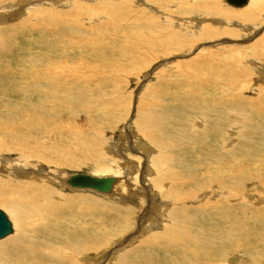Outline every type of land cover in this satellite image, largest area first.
<instances>
[{"label":"rangeland","instance_id":"rangeland-1","mask_svg":"<svg viewBox=\"0 0 264 264\" xmlns=\"http://www.w3.org/2000/svg\"><path fill=\"white\" fill-rule=\"evenodd\" d=\"M14 1L15 3H21L18 0ZM56 1H61V3L54 6H56L55 8L57 9V11L64 12L62 15L65 17V19H76V16H73L75 15L74 12H72L73 8L70 7L72 3L65 0H55V2ZM92 1L93 0H91L90 3L87 2L89 3L88 5L84 0H79L76 2H79L80 5H83L82 3H85L83 6L86 5L92 8H95V6L97 7V4L100 2L105 4L106 2L110 1H112L110 3L115 4L114 8L119 6V1L117 0H100L97 3H92ZM124 1L125 6L115 10H113V5H110L113 8H111L113 10L112 12L119 11L117 18L121 21V15L127 13L128 16L126 17V19L132 20L136 16V14L138 17H140L139 11L145 9V12L147 13H145L144 11L143 12L149 16L162 15L161 10L157 13L155 11L150 12L148 8H145V6L139 5L140 3L138 0H127V2L126 0ZM211 2L214 6L213 9H215V7H220L219 9L224 8V10H238V12L241 13L240 9L233 8L234 6L228 5L225 0H211ZM28 3H31L32 7L38 6V8H40L41 6V10L42 7L45 6V3L48 4L49 2L45 1L43 3L44 5H37L36 3L32 2ZM145 3L148 5L150 4L149 6L151 7L154 6L153 8H156L155 10L159 11L160 9L158 5H154L149 0H146ZM62 4H65L64 7H60ZM92 4H95L94 7ZM104 4H101L102 6L98 7L97 10H108L109 8H107L106 6L104 7ZM246 4L243 5V7L246 6ZM241 10L244 11L243 8H241ZM28 13L29 12L24 9V11L22 10L15 16H12L9 21L7 20L5 21V23H0V25L2 24L0 27V31H2V28L4 27L13 28L14 25L12 24L17 23L20 20H26L29 23L30 21H33L35 22L34 24H36L37 21L31 20V13ZM65 13L67 15H65ZM102 14L103 16H105L104 13L101 12V15ZM92 18H94L95 20L96 15ZM175 18L180 19V21L183 22L189 21L188 19L190 17ZM214 18L217 21H221L223 23L222 26L214 25L210 22L208 23L212 26V28L214 27L216 29L217 27V29H219V33L217 32L216 38L205 41H196L197 43L195 42L196 44L191 46V42L189 41H193L194 38L193 40H190L188 39V37H184L182 35V41L179 42L180 44L182 43L181 45L183 46L180 47L181 51L179 50V52L177 53H169V50H167L168 58L167 56H165L167 62L162 64L158 68L155 67L157 66V63H159V58L157 60H154L156 59V55L154 54L153 56V52H151L149 46L145 45L144 48V44H141V42L137 40V43H139V45L137 48H134L135 52H133L132 55L127 54L125 60L119 59V61L117 60V58H115L116 52L115 49L112 48V45H108L103 41L99 42L100 44H97L96 42L93 43V41H95L96 38L101 34H103V37L107 36L108 38H112L114 36L118 40L121 39V36L114 35V31H111V28H108L107 26L106 28L97 26V21H92L91 23H89L86 22L88 20H79V23L77 22V26L75 28L79 27L77 29V31H79V42L76 44L79 46V48H81V50L79 49V51H77L78 46L75 44L77 48L76 51L72 54H75L79 57L78 58L76 56L77 60L75 59V61L81 62L83 61L82 59L87 58L84 60V62L88 65V67H86V64V66H82L79 64L77 65V67H75L74 73L76 74V77L77 75L83 77L79 80L82 82L80 84L86 87V92L85 95H83L84 97L82 99L79 98L78 95H67L66 97H68L67 99L73 98L81 100L83 103H86L88 105L90 103L93 106H104L107 107V110L105 109L103 112L102 110L97 109L96 111H93L91 113L85 111H79V114L77 113V116H79L77 117V121L80 120L81 123L80 121H76L75 123H72L70 125H72L74 127V130L78 133H83V131H87L89 133H87V135L91 137V145L94 147L96 153L89 154L90 150H87L84 155L77 154L75 155V157H73L72 160L70 159L71 164H67L63 167H60L59 169L67 174L65 176L66 179L71 174L86 173L90 175L91 173H95L99 175H112L115 171L120 172V174L117 176L119 178L117 179L116 177V180L120 179V182H124V184H127L130 187L129 189H131V192L127 194L126 198L122 199L119 198L117 194H114L115 191H113V189L111 194L103 196L93 193L92 191H69V189L60 191L64 196L72 198V203L68 206V208H71L78 215V218L74 221L65 220L63 218L58 219L60 226H67L69 231L77 232L80 231L82 226L84 227L85 224L89 221L86 225L90 231L91 236L92 251L89 253H94V255L92 256L94 260L91 259L93 262L91 261L89 263L118 264L121 260H123L122 264H135L133 256L137 251L139 264H173V261H176L174 256L178 255L177 253H179V250L175 249L164 252L161 248L162 241L160 243L159 241H154L153 243L152 237H154L155 235L165 234L166 237L164 238V240L174 238L177 243H181V241L178 240L177 237L179 236L181 239L182 236L184 237L185 233L190 229L191 232L195 234L199 233V231H202L201 239L204 240L205 238L213 240L215 242V245H213V247H217V237L214 235H217V233L219 232H225L229 229L233 230L237 227L239 232H247L246 234L250 233L248 235L244 234L245 240L246 237L249 239L254 238L255 242H257L261 237L262 233H259L261 232L260 230L252 231L250 229L249 231V227L247 226L249 218L254 215V207L248 205L247 210L241 212L242 206H237V200H234L232 198L233 202L230 204H232L231 207L235 208L236 211L226 213L224 209L225 207H227L226 201L228 200V195L224 197L223 192L225 191L220 190L218 185V190L221 193L217 192V187L213 186L214 188H216V191L214 188H211L215 191L214 195L212 194L211 196H206L204 198V201L202 202H198L200 199L195 198L197 194L203 193L204 190L207 191L210 188L209 184H207L208 188L204 187L203 189V184L206 181L203 180L202 177H200V175L203 173L202 167L209 168V172L214 171L217 167L218 176L223 177L226 175V173L229 172V167H224L223 164L217 165V163L219 159H226L225 156H227V152L222 149L224 141L228 139L230 146L232 145V138L230 137H233V127L231 126L235 123L236 125H239V122L240 124H244L249 121L250 118L248 117V114L250 112L251 105H248V102H252L254 106L256 102H259L258 104L261 106L264 105V40L262 41L263 45L260 44L250 50H245L244 48H242L245 45H249V43L241 44L242 47L237 44V42L242 43L253 41L254 37L251 34H256L259 31L261 32V29L259 27H254L253 29L246 30L244 28L246 24H248V22L238 20L237 18L228 19V21L225 17L222 16H217ZM261 18L264 19V11ZM171 20L173 21V23L176 22L174 18H171L170 22H172ZM92 26L97 28L92 29ZM173 26V28L177 27L175 25ZM57 28L58 26L53 30ZM20 29L23 31H20L17 35L16 32H13V34H15L16 36L11 35L12 40L9 39L8 45L7 43L4 42V44L0 41V47L7 48L5 53L3 52L4 55L0 58V61L2 64L9 65L11 67L13 66V68L20 63L27 64L30 61L31 68L33 66L43 65L45 63V60L46 62L48 61V58H45L44 55L48 52H50L51 54H54L53 52H58L60 54L64 53L67 57V48L69 47V45L64 43L65 39L63 40V37L68 33L75 34V31H70L68 30V28L62 27L60 32L56 30V37L54 36L48 38L46 36L44 37L42 33L38 32L36 28H34L35 30H30L28 28ZM194 30L195 28H193V31ZM223 31L231 33L232 31H237L235 32L237 33V37L227 35L228 33H223ZM6 32L8 31L3 32V34ZM0 34H2V32H0ZM70 40L75 43L77 39ZM88 40L91 41L89 42ZM96 41H99V39H97ZM235 41L237 42L234 43ZM86 42L88 44H86ZM46 43H49V45ZM226 44H228V47ZM45 45H47L46 47L49 46V49L46 48ZM53 45L56 47H54ZM82 45L85 46V49H82ZM92 46L96 48L98 47L99 51L97 50L96 52H93L92 48L94 47ZM184 46H187L186 50ZM104 47L106 48L103 49ZM58 48H60L61 50ZM204 48L207 50L206 52H212L215 54L205 57L206 59H210V61L208 62L209 64H211L210 67L209 65L204 64H201L198 67V65L196 66L194 62L189 63L192 62V59L194 58L195 60H197L196 58L201 56L200 51L204 50ZM237 48H239L238 51H241L243 55H241L237 51V54L230 56L231 53L229 51H226L228 49ZM62 49H65L64 52ZM80 52H85V55H83L84 57L79 56ZM86 52H88L89 58L87 57L88 54L86 55ZM102 52H106L107 55L103 54ZM156 52L161 55V52H165V50L159 49ZM203 52L206 53L205 51ZM204 53H202V55ZM246 53H248L249 55ZM37 55H40V57L38 58ZM105 55L107 57H103ZM131 56H133V58L129 60ZM80 58L81 60H78ZM100 58H103L102 61ZM10 59H12L13 61ZM88 59L93 60L87 62ZM94 59H96L95 62ZM200 59L201 58H199L198 60ZM113 60L116 63H113ZM168 61L171 62V66L168 65ZM187 64L190 66H188ZM74 65L62 64L57 69L58 75L64 76L68 74L69 71L73 69ZM209 68L210 70H208ZM30 69L25 68V76L28 75ZM141 71H143L144 74H141ZM235 71H238L241 74L234 73ZM217 74H219V76ZM245 74L246 76L243 77ZM97 77H101V79ZM13 79L15 78L13 77ZM224 79L226 82L224 81ZM259 81L261 82V84H258ZM99 82L103 83V87L98 91L99 93L89 91L90 85L93 84L95 86ZM235 85L236 87L234 88ZM257 85H260L261 87ZM16 86L17 85L6 90V92H4L5 95L4 93L0 94V109L11 111L12 116H16V113L18 112L24 115L29 108L28 105L32 98V96L29 94V91H27L28 94H25V92L20 93L21 91L19 87ZM201 86L202 88H200ZM11 91H13V94ZM257 103L256 106H259L257 105ZM242 111L245 113H243ZM106 112H108L107 116H105ZM146 115L147 117L155 115V117L158 118L161 127L157 119V122H155L154 120L147 119ZM143 117H145V119H143ZM140 119L143 120L140 121ZM133 122H135V125L137 124L136 126H138V124L141 122L146 125H150L151 127H146L145 132H150L149 135H151L152 138L146 136L140 139L142 142L147 144L146 149L144 148V150H141V147L139 148L136 144L137 140H134L137 139L136 137L139 134L134 131L135 129ZM263 122L264 121H259L261 127L264 129ZM75 125H77L76 128ZM85 125H87L88 127H86ZM89 125H91V127ZM157 125H159L158 129L160 130L158 132L153 130V127ZM218 127L221 128L219 129ZM62 129L64 132L73 130V128L70 126L63 127ZM203 131L206 132L205 136H203ZM64 138L66 139V135ZM198 139L199 143L197 142ZM63 142L66 143L64 139ZM260 142L261 136H259L258 133L251 135V138H247L245 144H243L242 147L236 146L234 154L237 156H244L247 154L253 156L259 155L264 151V146L261 145ZM252 143L257 144L255 149L251 148ZM108 145H110L111 147L109 146L110 148L107 152L105 150V147ZM248 149L250 150L248 151ZM145 150H147V155L142 152ZM98 154L101 155V157L103 156L102 158H104V161L98 162L100 165L97 164V160L99 158ZM122 155L125 157L126 155L127 157H139L140 164H138V159L134 158V160L131 162L134 163V168H127L129 170L127 171L129 173L125 172L123 174L122 170H124V165L122 164H124V159L122 158ZM6 156L12 159H16L17 154L11 152ZM80 156H82V158ZM145 156L146 158L148 157L147 160ZM141 157H143V159H145L146 161L144 162ZM215 159H217V162H214ZM146 162L147 165L149 164L151 174L144 177L147 173L146 172L144 174L147 166ZM52 169L45 170L47 172L53 173L51 172ZM10 177L14 178V176L11 175ZM198 179V184L193 187V185L197 183ZM187 180H190L192 184L187 185ZM168 183H170V185ZM164 184L168 185L165 186L164 189H162L161 187ZM226 185L228 186L227 183ZM143 186L148 189V192L150 191L149 193L155 194L156 198H153V202L151 204H149V202L146 203V200H149L148 192H145L142 189ZM200 188L202 189L198 191V189ZM134 189L135 192H133ZM160 191L163 192L161 193ZM171 191L177 192L178 198L184 199L182 201V206H179L175 199H172L173 195L168 194ZM140 192L143 193L139 194ZM206 194L209 195L210 192L207 191ZM144 195H146L145 203H143L142 201V199L145 198ZM192 200L196 201L193 202ZM217 202H219L218 205ZM202 204L205 206L217 205L218 207H222L223 209H220L222 210L223 217H219V211L215 212L216 210L213 211L214 213L201 211L200 206ZM256 206L260 207L258 210L262 209L263 207L260 205ZM180 207H186L187 209L186 211H180L178 210V208ZM145 209L147 211L146 216L143 215ZM0 210H2L6 214L13 230L12 233L9 234L6 238L0 240V245L4 246L5 244H7V242H9V240L15 237V235L17 234L15 232H18L20 227H15V225H13L14 222H11V218H9L10 215L7 211L8 209L5 210L2 203H0ZM170 218L177 220V228L174 229V227H172ZM26 223L29 226L28 220L26 221ZM184 225L186 226L184 227ZM241 235L243 236V234ZM171 236L175 237L170 238ZM224 236L225 235L223 234V237ZM78 238L79 240H81L80 237ZM199 238L200 236H198V240ZM65 242L69 243V240H64V243ZM223 243L228 245L226 241H223ZM218 244L219 247L221 245V242ZM207 248L208 246L205 245L203 250ZM247 248H249L248 245L246 249ZM249 250L250 249H247L246 253H250L251 251L249 252ZM131 251H133V253H130ZM238 252L237 254H235L233 264H246V262L248 263L249 258L246 256L244 258V254L240 251ZM233 253L234 252H231V254ZM231 254L229 253L228 256H230ZM95 257L97 260L95 259ZM143 257L148 258L147 263L143 259ZM262 259L264 258H261V260ZM225 261H223L222 263H224ZM259 262L260 264L262 263V261Z\"/></svg>","mask_w":264,"mask_h":264},{"label":"bare ground","instance_id":"bare-ground-1","mask_svg":"<svg viewBox=\"0 0 264 264\" xmlns=\"http://www.w3.org/2000/svg\"><path fill=\"white\" fill-rule=\"evenodd\" d=\"M18 1H20L21 3H15L14 0H0V23H5V21L7 20L9 21L12 18V16H15L16 14H18V12L22 10L24 11V9L27 10V12H29L28 14L31 13L32 18L30 19L36 20L37 23L34 24L35 22L33 21H30L29 23L26 20H20L19 22L12 24L14 25L13 28H8V27L2 28L3 30L0 31L2 32V34H0V41L2 43L5 42L8 45L9 39L12 40L11 35H15L13 34V32H16V35H17L20 31H23L20 28H23V29L28 28L30 30H35L34 28H36V30L42 33L44 37L46 36L48 38L54 37V36L56 37V30L60 32L62 27L68 28V30L70 31L72 30L75 31V34L68 33L65 36L63 35L64 36L63 40L65 39L64 43L69 45V47L67 48L68 58L66 57L64 53L63 55L58 52H53L54 54H51L50 52H48L44 54L45 58H48V61L46 62L45 60V63L43 65L37 64L38 66H33L32 68H31V61L28 62L27 64L20 63L18 64L19 66L17 65L14 68L13 66L11 67L9 65L2 64L0 61V94L6 92V90L17 85L21 91L20 93L25 92V94H28L27 91H29V94L32 96L29 102V105H28L29 108L25 112L24 115L18 112L16 113V116H12L11 111L0 109V203H2L5 210L8 209L7 211L10 215L9 218H11V222H14L13 225H15V227L17 226L20 227L18 232H15L17 233L15 237L9 240V242H7V244H5L4 246L0 245V264H91L89 262L92 261L91 259H93L92 256L94 255V253H89L92 251L90 231L88 227L86 226L89 221L85 224L84 227L82 226L80 231H77V232L69 231L67 226H60V223L58 222V219L60 218H63L65 220H71V221H74L78 218L77 213L73 211L71 208H68V206L72 203V198L64 196L60 191L67 190V189H69V191H73V190H78V191H83V192L92 191L93 193L103 196V195L111 194L112 189H113V191H115L114 194H117L118 197L122 199V198H126L127 194L131 192V189H129L130 187L127 184L125 185L124 182H120L119 181L120 179L116 180V177L120 174V172H116V171L112 175H105V174L99 175L95 173L90 174V176H93V177H114L115 182L112 184L109 193H99L91 189L73 188V187H70V185L67 183L71 175L73 174H71L66 179L65 176L67 174H65L64 171H61L59 169L60 167H63L67 164H71V160L77 154L84 155L87 150L91 151V152L89 151V154L96 153L94 150V147L91 145L92 139L90 136L87 135L88 132L83 131V133H78L77 131L74 130V127L70 125L72 123H75L78 120L77 117L79 116H77V113L79 111H85V112L91 113L93 111H96L97 109L102 110L103 112L105 109L107 110V107H104V106H100V105L93 106L90 103L88 105L86 103H83L81 100L73 99V98L67 99L68 97H66L67 95H76V96L78 95L79 98L82 99L84 97L83 95H85V92H86V87L82 86V84H80L82 82L79 80L80 78H83V77L79 75H77L76 77V74L74 73L75 67H77V65L79 64L84 66L86 64L84 60L87 59V58L82 59L83 61L81 62L75 61L77 55L72 54L76 51V48H77L76 43L79 42V34H78L79 31H77L79 27L75 28L77 26V22L79 23V20H83V21L88 20L86 22H89V23H91L92 21H97L96 22L97 26L105 27V28L107 26L108 28H111V31L112 30L114 31V35L121 36V39L118 40L114 36L112 38H108L107 36L103 37L102 36L103 34H101L96 38V40L99 39V41H96V40L93 41V43L96 42L97 44H100L99 42L103 41L108 45L109 44L112 45V48L115 49V52H116L115 58H117V60L119 59L125 60L127 57V54L132 55L133 52H135L134 48H137L139 45V43H137V40L140 41L141 44H144V48H145V45L149 46L151 52H153V56L154 54L156 55V59H154L153 57L152 58L154 60H157L159 58V63H157V66L155 65L156 66L155 68H158L159 66L167 62L165 59V56H167L168 58L167 50H169V53L170 52L177 53L179 52V50L181 51L180 47L182 46L181 45L182 43L180 44L179 42L182 41V35L184 37H188V39L190 40L191 39L193 40L194 38L193 41H189L191 42L190 44L191 46L195 45L197 43L196 41H205V40L216 38L217 32L219 29H217V27L216 29L214 27L212 28V26L209 25L208 23L210 22L214 25L222 26L223 23L221 21H217L214 18L217 16L225 17L227 21L228 19H232V18L233 19L237 18L238 20L247 21L248 24H246L244 28L246 30L253 29L254 27H259L261 29V32L259 31L256 34H251L254 37L253 41H247V42H242V43H238L237 41L234 42V43L237 42V44L240 47H242L241 44L243 43L245 44L249 43V45H245L242 48H244L245 50H250L262 44L263 43L262 41L264 40V28H262L264 27L263 26L264 19H262L261 16L263 15V11H264V0H248L246 6L244 7L243 6L233 7L235 9H240L241 13H239L238 10L233 11V10H228V9L224 10V8L219 9L220 7L219 8L215 7V9H213L214 6L211 0H149L154 5L159 6L160 8L159 11L155 10L156 8H153L154 6L151 7L149 6L150 4L149 5L146 4L145 3L146 0L145 1L138 0L140 3L139 5L145 6V8H148L150 12L155 11L157 13V12H160L161 10L162 15L161 16H149L145 14L147 13L145 12L146 10L145 9V10L139 11L140 17H138L136 14V16L132 20L126 19V17L128 16L127 13L124 15H121L122 21L117 18L119 11L117 10H116L117 12L115 11L112 12V11L125 6L124 0H117L119 1L118 2L119 6L115 8H114L115 4L110 3L112 1L106 2L105 4L100 2L97 4V7L95 6V8H92L86 5L83 6L85 3H82V2L81 3L83 5H80L79 2H76L79 0H65V1H69L70 3H72L70 7L73 8L72 12H74L75 14L73 16H76V19H65V17L62 15L64 12L57 11V9L55 8L56 6L54 5L61 3V1H56V2L55 0H29V1L28 0H18ZM45 1L49 3L48 4L45 3V6L42 7L41 10H40L41 6L40 8H38V6L32 7L31 3H28V2H32V3H36L37 5H44L43 3ZM84 1L86 3L91 2V0H84ZM98 1L100 0H93L92 3H97ZM89 3H87V5ZM101 4L102 5L104 4V7L106 6L109 9L98 11L97 8L101 7L102 6ZM64 5L65 4H62L60 7H64ZM110 5H113L114 9ZM241 8H243L244 11L241 10ZM101 12L104 13L106 17L103 16V14L101 15ZM65 15L67 14L65 13ZM95 15H96V18L94 20V18L92 17H94ZM175 17H190V18L188 19L189 21L182 20L183 22H181L180 19H177ZM201 17H204V18H201ZM171 18H174L176 22L173 23L172 20H171L172 22H170ZM178 22H179V25H178ZM173 25L175 26L178 25V26L176 28H173L174 27ZM57 26L58 28L53 30ZM94 28H97V27L92 26V29ZM193 28H195L194 31H193ZM5 31H8V32L3 34V32ZM235 32L237 31H234V32L232 31V33L223 31V33H228L227 35H230V36L232 35L234 37H237V33ZM70 39H74V40L77 39V40L74 43ZM225 42H230V41H225ZM46 44L49 45V43H46ZM86 44L88 43L86 42ZM226 45L228 47V44ZM46 46L47 45H45V47ZM81 47L82 49H85V46L82 45ZM184 47L186 50L187 46H184ZM105 48L106 47H104L103 49ZM6 49L7 48L0 47V50H3V51H0V58L4 55ZM79 49L81 50V48H79L78 46L77 51H79ZM159 49H164L165 52H161V55H159L156 52ZM238 49L239 48L228 49L226 51H229L231 53L230 56H233L237 54ZM62 50L64 52L65 49H62ZM97 50L99 51L98 47L92 48L93 52H96ZM203 51L206 52L207 50L205 48L204 50H201L200 51L201 56L196 58L197 60H195V58L192 59V62H189V63L194 62V64H196V66L198 65V67L201 64L209 65L210 67L211 64L208 63L210 59H206L205 57L209 55H215V54L212 52L204 53ZM238 52L241 55H243L241 51H238ZM84 53L80 52L79 56L82 57L83 55H85ZM202 53H204L203 54L204 56L202 55ZM87 54L88 52H86V55ZM103 54H106V52ZM108 54H111V53H108ZM106 55L103 57H107ZM88 56L89 54L87 55V57ZM37 57L39 58L40 55H37ZM109 58H105V59H109ZM132 58L133 56H131L129 60H131ZM199 58L201 59L198 60ZM96 59H94V62ZM78 60H81V58ZM90 60H93V59H90ZM90 60L88 59L87 62H90ZM114 62L115 61L113 60V63ZM62 64H70V65L75 64V65L73 69L69 71L68 74L61 76V75H58L57 69ZM168 65L171 66V62L168 61ZM86 67H88V65ZM25 68H28V69L31 68L27 76H25V73H24ZM208 70H210V68ZM142 73L143 71H141V74ZM234 73L241 74L238 71H235ZM246 74L243 77H245ZM217 75L219 76V74ZM13 77L15 79H13ZM99 79H101V77ZM227 84H230V83H227ZM258 84H261V82L259 81ZM257 86H260V85H257ZM102 87H103V83L101 82L97 83L95 86L92 84L90 85L89 91L96 93ZM235 87L236 85L234 86V88ZM200 88H202V86ZM16 91H17V88H16ZM11 92L13 94V91ZM256 103H255V106H256ZM258 103L257 105H259ZM248 105H251L250 112L248 114V117L250 118L249 121L247 120L248 122L244 124H240V122L238 121L239 125H236L235 123L231 126L233 127V137H230L232 138L231 139L232 145L230 146L228 139L224 141L222 149L227 152V156H225L226 159H223V160L219 159L217 163V165L223 164L224 167L225 166L229 167V172L226 173V175L223 177V176H218L217 167L212 172H209V168L202 167L203 173L200 175V177H202L203 180L206 181L203 184V189L204 187L208 188L207 184H209L210 186L209 190H207L206 188L205 189L209 191L210 194L207 195L206 194L207 191L204 190L203 193L197 194L195 198L200 199L198 202L204 201V198L206 196H211L212 194L213 195L215 194L216 188H214L213 186L217 187L218 185L220 190L225 191L223 192V196L225 197L228 195L229 201L228 200L226 201L227 207H225L224 209L226 213L236 211L235 208L231 207L232 204H230L233 202V199L237 200L236 201L237 206L238 205L242 206L241 212L242 211L244 212V210H247L248 205L253 206L254 215L250 217L247 222V226L249 227L248 230L249 231L250 229L252 231L260 230L261 232L259 233H262V235L258 239V241L255 242L254 238L249 239L246 237V240H245L244 234L248 235L250 233L246 234L247 232L246 233L239 232L238 227L234 228L233 230L229 229L225 232H219L217 233V235H214L217 237V247H213V245H215V242L213 240H209L205 238L204 240L201 239L202 231H199V233L195 234L191 232V229L188 232H186L185 236L184 237L182 236L181 239L179 236L177 237V239L180 240L181 243H177V241L174 240L173 237L175 236L170 237L173 239H165V240H164V238L166 237L165 234L155 235L154 237H152L153 243L154 241L155 242L159 241V243L162 241L161 248L164 252H168L170 250H175V249L179 250V253H177L178 255L174 256L176 261H173V264H233L234 259H235V254H237L238 251L244 254L243 255L244 258L245 256L249 258L248 263L246 262V264H260L259 261H262L261 264H264V259L261 260V258H264V215H263L264 213V151L261 154L255 155V156L249 155V154L244 155V156H237L234 154V150L236 146L242 147V145L245 144L246 139L251 138V135H254L256 133H258V135L261 136L260 143L261 145L264 146V129L261 127L259 123V121L260 122L264 121V105L262 106L259 105L255 107L252 102L251 103L248 102ZM107 113L108 112L105 113V116H107ZM146 118L150 120H154L155 122H157L158 120V118H156L155 115L148 116V117L146 115ZM143 119H145V117H143ZM143 119H140V121ZM158 123L160 125L159 120H158ZM87 125L85 126L88 127ZM133 125L135 129L134 131H136L139 134L136 137L137 139H134V140H137V143H136L137 146L139 148L141 147V150H144V148L146 149L147 144L142 142L140 139L146 136L149 138H152L151 135H149L150 132H145V128L150 127V125H146L141 122L138 124V126H136L137 124L135 125V122H133ZM159 125L153 127V130H155L156 132L160 131L158 129ZM68 126L72 127L73 130L64 132L62 128L68 127ZM76 126L77 125H75V128ZM89 126L91 127V125ZM65 135H66L67 140L64 138ZM205 135H206V132L203 131V136ZM63 139L66 141V143L63 142ZM198 141L199 139L197 140V142ZM256 145L257 144L252 143L251 148L255 149ZM109 146L110 145L105 147V150L107 152L109 151V148L111 147ZM181 147H178V148H181ZM249 150L250 149H248V151ZM11 152L17 154L16 159H12L6 156L10 154ZM142 152L145 155H147V150L142 151ZM98 156L99 158L97 160V164H99L98 162L104 161V158H102L103 156L101 157V155L99 154ZM80 157L82 158V156ZM122 158L124 159V164H122L124 165L123 166L124 170H122L123 174L129 171L127 168H130V169L134 168V163H131L134 160V158L138 159V164H140L139 157H133V156L127 157V155L125 157L122 155ZM141 158L143 159V157ZM147 159L148 157L146 158V160ZM146 160L143 159L144 162ZM214 162H217V159H215ZM146 165H147V162H146ZM45 169L46 170L52 169L51 172L53 173L47 172ZM144 174H145L144 177L151 174L149 164L146 166V170L144 171ZM10 175L14 176V178H11ZM86 175H89V174H86ZM118 178L119 177H117V179ZM198 181L199 179L197 180V183L193 185V187L198 184ZM226 183L228 184V186L226 185ZM168 184L170 185V183ZM168 184H164L161 188L164 189V187L167 186ZM186 184L191 185L192 182L190 180H187ZM218 187H217V190H218ZM211 188H214L215 191L212 190ZM142 189L145 192H148V189H146L144 186ZM201 189L202 188L198 189V191H200ZM133 192H135V189L133 190ZM149 192H148L149 200L148 201L146 200V203L149 202V204H151L153 202V198H156V197L154 193H149ZM217 192L221 193L219 190ZM141 193L143 192H140L139 194ZM168 194L173 195L172 199H175V201L179 204V206H182V201L184 199L178 198L177 192L171 191ZM144 196L145 198L142 199L143 203H145V199H146V195ZM218 203L219 202H217V205ZM217 205L205 206L202 204L200 206V210L204 212H213L214 210H216L215 212L219 211L218 212L219 217H223L222 210L220 209L222 207L220 206L218 207ZM256 205H260L263 207L262 209L258 210L260 207ZM186 209H187L186 207L178 208V210L180 211H186ZM145 211L143 214L144 216H146L147 214V211L146 213ZM27 220L29 222L30 227L26 223ZM176 221L177 220L170 218L171 225L172 227H174V229L178 227ZM185 226L186 225H184V227ZM223 234L225 235L224 236L225 238L223 237ZM241 234H243V236ZM198 236H200L199 240H198ZM78 237H80L81 240H79ZM64 240L66 241L69 240V243H66V242L64 243ZM223 241H226L228 245L223 243ZM220 242H221V245L218 247L219 245L218 243ZM205 245H207L208 248L203 250ZM247 245L249 246V248L247 249H250L249 252L251 251L250 253H246ZM231 252H234V253L231 254ZM130 253H133V251H131ZM229 253L231 254L230 256H228ZM137 255L138 254L136 251L135 255L133 256V260L135 264H139V259ZM143 259L146 261V263L148 262L147 260L148 258L143 257ZM122 261L123 260H121L118 264H122ZM223 261L225 262L222 263Z\"/></svg>","mask_w":264,"mask_h":264},{"label":"water","instance_id":"water-1","mask_svg":"<svg viewBox=\"0 0 264 264\" xmlns=\"http://www.w3.org/2000/svg\"><path fill=\"white\" fill-rule=\"evenodd\" d=\"M228 5L239 7L245 5L248 0H225ZM114 177H93L86 174H73L68 184L73 188L91 189L99 193H109ZM12 226L6 214L0 210V240L12 233Z\"/></svg>","mask_w":264,"mask_h":264}]
</instances>
